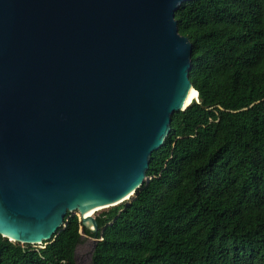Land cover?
<instances>
[{
    "label": "water",
    "instance_id": "obj_1",
    "mask_svg": "<svg viewBox=\"0 0 264 264\" xmlns=\"http://www.w3.org/2000/svg\"><path fill=\"white\" fill-rule=\"evenodd\" d=\"M187 1L0 0L2 236L54 240L73 211L97 234L84 212L149 182L172 115L200 103L176 20Z\"/></svg>",
    "mask_w": 264,
    "mask_h": 264
},
{
    "label": "trees",
    "instance_id": "obj_2",
    "mask_svg": "<svg viewBox=\"0 0 264 264\" xmlns=\"http://www.w3.org/2000/svg\"><path fill=\"white\" fill-rule=\"evenodd\" d=\"M176 20L200 103L172 115L149 182L97 234L70 213L41 245L0 234V264H76L82 230L92 264H264V0H190Z\"/></svg>",
    "mask_w": 264,
    "mask_h": 264
},
{
    "label": "rangeland",
    "instance_id": "obj_3",
    "mask_svg": "<svg viewBox=\"0 0 264 264\" xmlns=\"http://www.w3.org/2000/svg\"><path fill=\"white\" fill-rule=\"evenodd\" d=\"M104 210H107V209H100V210L96 211L93 216L97 217ZM72 214H76L79 217H81L79 211H73ZM82 234L84 237L82 239V242L78 246L77 262H78V264H92L89 252L93 248V243H92V240L91 239L89 240V238H87V236L84 233H82ZM39 245H41V244H39Z\"/></svg>",
    "mask_w": 264,
    "mask_h": 264
},
{
    "label": "bare ground",
    "instance_id": "obj_4",
    "mask_svg": "<svg viewBox=\"0 0 264 264\" xmlns=\"http://www.w3.org/2000/svg\"><path fill=\"white\" fill-rule=\"evenodd\" d=\"M197 92L195 89H192L190 92H189V96H188V101L186 104H189L193 99H196L197 98ZM104 207L102 206H97V207H90L89 209H87L85 212H84V216L86 218H90V217H93L94 213L100 209H103Z\"/></svg>",
    "mask_w": 264,
    "mask_h": 264
},
{
    "label": "flooded vegetation",
    "instance_id": "obj_5",
    "mask_svg": "<svg viewBox=\"0 0 264 264\" xmlns=\"http://www.w3.org/2000/svg\"><path fill=\"white\" fill-rule=\"evenodd\" d=\"M87 238H89V240L92 239V237H90V236L89 237L87 236Z\"/></svg>",
    "mask_w": 264,
    "mask_h": 264
}]
</instances>
